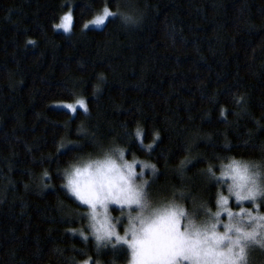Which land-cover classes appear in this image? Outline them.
Wrapping results in <instances>:
<instances>
[{
    "label": "trees",
    "instance_id": "1",
    "mask_svg": "<svg viewBox=\"0 0 264 264\" xmlns=\"http://www.w3.org/2000/svg\"><path fill=\"white\" fill-rule=\"evenodd\" d=\"M105 4L138 23L85 29ZM68 10L65 34L54 25ZM77 100L86 113L61 106ZM137 128L144 145L159 133L151 151ZM115 148L156 165V203L185 189L189 208L215 204L209 163L217 175L228 158L264 163V0H0V264H79L80 250L128 264L126 248L68 232L85 209L62 187L65 170ZM247 264H264V248Z\"/></svg>",
    "mask_w": 264,
    "mask_h": 264
},
{
    "label": "snow or ice",
    "instance_id": "2",
    "mask_svg": "<svg viewBox=\"0 0 264 264\" xmlns=\"http://www.w3.org/2000/svg\"><path fill=\"white\" fill-rule=\"evenodd\" d=\"M110 18H119L125 25L138 23L133 16L119 8L113 12L105 4L84 27L106 26ZM73 24L69 11L54 28L69 32ZM236 102L242 103L243 98ZM61 106L74 114L77 106L88 111L83 100ZM221 116H225L223 109ZM134 138L141 148L151 151L160 135L154 133L153 142L144 145L145 133L137 128ZM76 147L61 144L58 151ZM125 151L115 148L102 160L63 173L62 187L85 209L76 217L85 222L84 226L68 229L72 236L78 235L86 244L91 237L97 252L108 247L126 248L128 264H247L249 248H264V163L228 158L227 163L220 164L219 175L214 170L216 166L209 163L205 170L208 180L218 189L215 204L205 201L189 208L194 198L185 189H176L170 198L154 203L145 170L150 169L154 177L156 165L135 158L129 161ZM193 162L187 158L181 161L179 174L183 176ZM51 179L45 170L41 178L44 187H48L45 181ZM117 210L120 215L113 217L111 213ZM71 220L69 217V223ZM79 254L87 257L79 264H97L86 251L80 250ZM72 264L77 262L73 260Z\"/></svg>",
    "mask_w": 264,
    "mask_h": 264
},
{
    "label": "rangeland",
    "instance_id": "3",
    "mask_svg": "<svg viewBox=\"0 0 264 264\" xmlns=\"http://www.w3.org/2000/svg\"><path fill=\"white\" fill-rule=\"evenodd\" d=\"M69 11H71V10H68L66 13H68ZM65 13V14H66ZM93 19V18H92ZM92 19H90V20H88V21H86L85 22V24H87L89 21H91ZM60 23V20L58 21V23L57 24H59ZM84 24V25H85ZM100 27H102V26H100ZM100 27H90V28H100ZM85 28V27H84ZM56 31H59V32H62V33H65V34H69L70 32H71V30L69 31V32H64L63 31V29H57V28H54ZM86 29V28H85ZM76 104V103H75ZM77 108H79L78 106H77ZM83 110V109H82ZM104 157H102V158H99V159H97V160H92V161H98V160H102ZM126 159V158H125ZM130 161V160H129ZM89 162H91V161H89ZM86 163H88V162H83V163H81L80 165H78V166H83L84 164H86ZM145 163V162H144ZM76 167V166H75ZM137 170L139 171V165H137ZM146 171V173L148 174V175H146L145 176V179H149L150 180V177H152V175H151V170L150 169H146L145 170ZM225 194H227V192H226V190H225ZM152 198V200H153V202L154 203H156V201L157 200H155L153 197H151ZM112 214V216L113 217H116V216H119L120 215V212L117 210V211H115V214H113V212L111 213ZM121 234H123L122 232H121ZM257 249H261V247H259L258 245H253L251 248H249V250H248V253H250L251 251H254V250H257Z\"/></svg>",
    "mask_w": 264,
    "mask_h": 264
}]
</instances>
